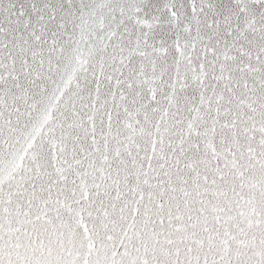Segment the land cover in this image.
Instances as JSON below:
<instances>
[{
	"label": "snow or ice",
	"instance_id": "6c2138e0",
	"mask_svg": "<svg viewBox=\"0 0 264 264\" xmlns=\"http://www.w3.org/2000/svg\"><path fill=\"white\" fill-rule=\"evenodd\" d=\"M0 264H264V0H0Z\"/></svg>",
	"mask_w": 264,
	"mask_h": 264
}]
</instances>
